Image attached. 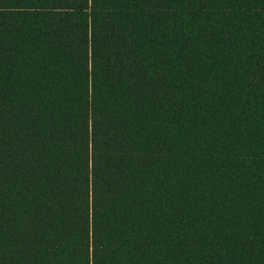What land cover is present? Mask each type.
<instances>
[{
    "label": "trees",
    "instance_id": "trees-1",
    "mask_svg": "<svg viewBox=\"0 0 264 264\" xmlns=\"http://www.w3.org/2000/svg\"><path fill=\"white\" fill-rule=\"evenodd\" d=\"M0 264H264V0H0Z\"/></svg>",
    "mask_w": 264,
    "mask_h": 264
}]
</instances>
